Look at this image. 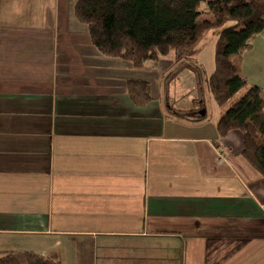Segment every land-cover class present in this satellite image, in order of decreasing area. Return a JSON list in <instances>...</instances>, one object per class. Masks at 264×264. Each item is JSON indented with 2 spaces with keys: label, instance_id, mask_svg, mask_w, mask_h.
Instances as JSON below:
<instances>
[{
  "label": "crops",
  "instance_id": "0c3cea01",
  "mask_svg": "<svg viewBox=\"0 0 264 264\" xmlns=\"http://www.w3.org/2000/svg\"><path fill=\"white\" fill-rule=\"evenodd\" d=\"M77 1L0 0V252L264 264V181L239 132L218 136L225 110L207 119L200 74L193 105L172 107L161 79L173 57L135 69L102 56ZM239 60L264 104V30ZM128 81H153L152 101L135 107Z\"/></svg>",
  "mask_w": 264,
  "mask_h": 264
},
{
  "label": "trees",
  "instance_id": "16d2710c",
  "mask_svg": "<svg viewBox=\"0 0 264 264\" xmlns=\"http://www.w3.org/2000/svg\"><path fill=\"white\" fill-rule=\"evenodd\" d=\"M202 4H206L212 21L199 19ZM74 14L87 27L92 46L108 59L142 69L172 56L175 69L166 74L169 79L183 68L200 74L195 58L203 49L205 35L218 30L213 71L206 79V88L219 108L246 87L239 57L251 49L252 40L264 30V0H78ZM126 92L135 107L152 101L148 82L128 81ZM216 131L220 138L232 131L242 135L241 156L264 181L261 90L249 87L224 111ZM0 264L60 263L33 252H0Z\"/></svg>",
  "mask_w": 264,
  "mask_h": 264
},
{
  "label": "rangeland",
  "instance_id": "374dc122",
  "mask_svg": "<svg viewBox=\"0 0 264 264\" xmlns=\"http://www.w3.org/2000/svg\"><path fill=\"white\" fill-rule=\"evenodd\" d=\"M200 11L204 14H207L206 4H202L200 7ZM219 36V31H209L203 41H202V52L199 54L197 58H195V63L199 69L200 73V89L203 91V102L204 107L207 111V119L209 121H213L219 110H227L234 103L239 101V99L243 96V94L247 91L249 87H245L241 92L234 95L230 101L227 103L223 109L216 106L213 101L211 95L207 91L206 88V79L210 76L213 71V55L215 50V45ZM235 58V57H233ZM175 69L173 67L171 70ZM170 70V71H171ZM168 71V72H170ZM193 73L186 69L181 73H176L170 79L168 76H165L161 79V84L163 89L168 92L169 103L172 107H180L185 108L188 106H192L193 102L198 97V89L193 81ZM206 78V79H205ZM152 89H154V83L152 81L151 85ZM245 91V92H244ZM201 105H197L199 107Z\"/></svg>",
  "mask_w": 264,
  "mask_h": 264
},
{
  "label": "water",
  "instance_id": "95a60500",
  "mask_svg": "<svg viewBox=\"0 0 264 264\" xmlns=\"http://www.w3.org/2000/svg\"><path fill=\"white\" fill-rule=\"evenodd\" d=\"M202 115L204 114V111H202V113H201Z\"/></svg>",
  "mask_w": 264,
  "mask_h": 264
}]
</instances>
